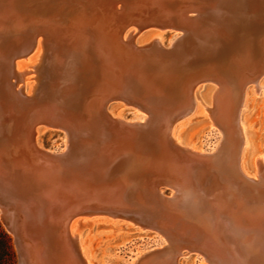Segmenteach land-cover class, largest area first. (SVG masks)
<instances>
[{"label": "bare ground", "instance_id": "bare-ground-1", "mask_svg": "<svg viewBox=\"0 0 264 264\" xmlns=\"http://www.w3.org/2000/svg\"><path fill=\"white\" fill-rule=\"evenodd\" d=\"M240 4L232 24L235 0H0V192L15 208L21 264H90L77 228L86 213L161 233L165 247L140 264L192 253L264 264V158L252 172L237 161L246 90L264 75V0ZM131 26L184 38L165 50L157 36L138 42ZM36 44L48 80L27 94L30 71L16 61ZM207 81L219 90L206 108L224 135L213 156L176 136ZM116 99L144 113L139 121L116 115ZM43 126L63 129L69 151H46Z\"/></svg>", "mask_w": 264, "mask_h": 264}, {"label": "rangeland", "instance_id": "rangeland-1", "mask_svg": "<svg viewBox=\"0 0 264 264\" xmlns=\"http://www.w3.org/2000/svg\"><path fill=\"white\" fill-rule=\"evenodd\" d=\"M240 1L235 0V6L230 8L231 15L233 16L232 24H236L238 21L239 12L237 10L241 6ZM248 16L250 15L246 17ZM246 26L244 25V27ZM130 28L133 29L135 27L131 26ZM156 28L148 27L142 31L139 29L133 30L140 32L138 34V42L143 43L155 36L160 41L162 40L165 50H171L174 44L180 40L182 41L184 38L183 33L179 31L170 29L160 31ZM239 34L240 41L246 40V38H243L247 35L246 30H242ZM43 41L45 43V38ZM34 49L30 51L31 53L29 52L26 56L21 57L22 59L14 60V62H21L22 71H30L29 73L27 72L25 82H22V85L20 84V86H24L27 94L33 90L35 85V91L38 93L43 82L48 80L42 72L46 65V46L43 47L42 51L41 46L37 48L36 44L34 45ZM42 53L41 63L39 60ZM39 62L41 64L40 71L36 72L34 70L32 72L30 67L37 65ZM40 74L42 75L39 76ZM250 79L254 80L255 76H250ZM201 85L203 87L199 90L200 97L194 103V108H192L190 114L183 121L176 124V136L184 144L193 147L195 152L202 150L207 156H213L223 149L224 135L221 129L210 118L206 107L214 102L219 89L216 88L214 83L209 81ZM246 92L245 106L242 108L241 118L246 127L248 143L243 144V148L239 150L237 161L238 163L239 161L241 162L239 167L244 166L252 172L254 171L257 159L264 158V75L258 79L257 83L251 81ZM109 107L116 115L126 120V122H137L139 121L138 117L144 114L136 107L127 105L120 100L112 101ZM142 121L144 122V120ZM39 130L38 140L46 151H53L56 154H64L69 151L65 131L45 126L40 127ZM236 130L239 136H241L239 127ZM163 192L169 197L172 196V191L169 187H163ZM83 215L81 216L83 219L78 223L77 228H79L81 234L80 239L84 255L90 264H140L144 261L146 255L156 254L158 250L163 249L166 245L163 235L157 230L150 228L143 229L126 216L115 217L95 213H86L88 216ZM1 216L2 212L0 210V226L11 239L14 253L13 264H19V252L15 243V235L8 230ZM143 256L144 258H142ZM180 263L209 264L202 256L196 253L181 257Z\"/></svg>", "mask_w": 264, "mask_h": 264}, {"label": "water", "instance_id": "water-1", "mask_svg": "<svg viewBox=\"0 0 264 264\" xmlns=\"http://www.w3.org/2000/svg\"><path fill=\"white\" fill-rule=\"evenodd\" d=\"M181 33H183V32H181ZM183 36H184V34H183ZM183 38V37H182ZM181 38V39H182ZM116 100H120V99H116ZM116 100H113V101H116ZM120 101H123V100H120ZM112 102V101H111ZM124 103H126L125 101H123ZM127 105H132V106H134L133 104H129V103H126ZM134 107H136V106H134ZM137 108V107H136ZM192 108H193V105H192V107H191V111H192ZM190 111V112H191ZM51 128H53V129H60V130H63V129H61V128H58V127H51ZM64 131V130H63ZM57 154H60V153H57ZM62 154V153H61ZM164 188H166V187H164ZM170 189V188H169ZM4 198V195H2V193L0 192V210H1V212H2V219H3V221L5 222V224H6V226H7V228H8V230L11 232V233H13L14 234V224H13V222H14V219L12 218V221H10V213L12 214L13 212V214H15L16 212H15V208H10L8 205H7V203H5V200L3 199ZM15 216H16V214H15ZM83 216H88V215H83ZM15 243H16V246H17V249H18V252H19V264H20V246H19V244L17 243V241L15 240Z\"/></svg>", "mask_w": 264, "mask_h": 264}, {"label": "trees", "instance_id": "trees-1", "mask_svg": "<svg viewBox=\"0 0 264 264\" xmlns=\"http://www.w3.org/2000/svg\"><path fill=\"white\" fill-rule=\"evenodd\" d=\"M13 259L11 239L0 226V264H13Z\"/></svg>", "mask_w": 264, "mask_h": 264}]
</instances>
